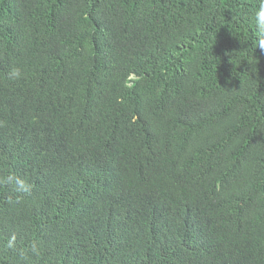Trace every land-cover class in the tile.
Returning <instances> with one entry per match:
<instances>
[{"label":"trees","instance_id":"trees-1","mask_svg":"<svg viewBox=\"0 0 264 264\" xmlns=\"http://www.w3.org/2000/svg\"><path fill=\"white\" fill-rule=\"evenodd\" d=\"M260 2L0 0V264H264Z\"/></svg>","mask_w":264,"mask_h":264},{"label":"clouds","instance_id":"clouds-1","mask_svg":"<svg viewBox=\"0 0 264 264\" xmlns=\"http://www.w3.org/2000/svg\"><path fill=\"white\" fill-rule=\"evenodd\" d=\"M255 20L257 23V26L260 31V38L258 39V47L261 49H264V0H261L260 2V7L258 11L255 14ZM10 77L13 78H20L21 72L20 70L13 69V71L9 74ZM13 180H15V189L18 192H24V193H29L31 192L32 185L27 183L24 179L18 178V177H7L6 179H0V183H10ZM16 235L13 234L11 238L7 242V247L9 249H14L16 247ZM32 252L35 253L37 256H39V249L36 248V246L33 244L32 245ZM24 253L21 252V256H23Z\"/></svg>","mask_w":264,"mask_h":264}]
</instances>
